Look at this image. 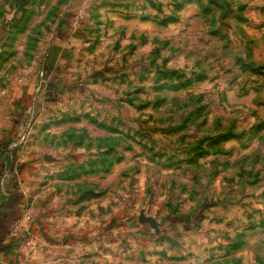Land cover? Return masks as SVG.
<instances>
[{"label": "rangeland", "instance_id": "374dc122", "mask_svg": "<svg viewBox=\"0 0 264 264\" xmlns=\"http://www.w3.org/2000/svg\"><path fill=\"white\" fill-rule=\"evenodd\" d=\"M0 232V264H264V0H0Z\"/></svg>", "mask_w": 264, "mask_h": 264}, {"label": "crops", "instance_id": "0c3cea01", "mask_svg": "<svg viewBox=\"0 0 264 264\" xmlns=\"http://www.w3.org/2000/svg\"><path fill=\"white\" fill-rule=\"evenodd\" d=\"M4 219V218H3ZM0 235L2 236L3 234H2V232H0ZM4 237L2 236V239H3ZM4 263V262H3Z\"/></svg>", "mask_w": 264, "mask_h": 264}, {"label": "water", "instance_id": "95a60500", "mask_svg": "<svg viewBox=\"0 0 264 264\" xmlns=\"http://www.w3.org/2000/svg\"><path fill=\"white\" fill-rule=\"evenodd\" d=\"M144 221H146V220H144Z\"/></svg>", "mask_w": 264, "mask_h": 264}]
</instances>
